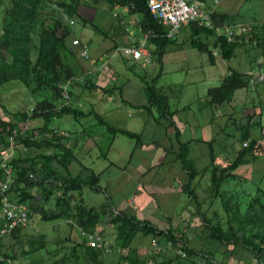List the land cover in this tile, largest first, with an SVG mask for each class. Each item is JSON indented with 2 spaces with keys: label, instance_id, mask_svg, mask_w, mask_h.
<instances>
[{
  "label": "crops",
  "instance_id": "0c3cea01",
  "mask_svg": "<svg viewBox=\"0 0 264 264\" xmlns=\"http://www.w3.org/2000/svg\"><path fill=\"white\" fill-rule=\"evenodd\" d=\"M55 2L46 13L54 12L69 28L65 61L75 71L69 80L72 112L49 120L29 115L24 121L18 112H29L45 98L56 106L60 100L45 87L37 89L42 96L32 97L21 82L0 85L4 120L19 123L23 133L28 130L38 138L55 136L56 140V147L15 143L13 178H20L24 170L29 183L26 177L20 184L13 179L11 196L19 201L28 197L22 202L30 212L29 225L13 238L19 254L15 264H95L88 249L90 234L104 239L107 250L99 258L103 264H119L123 256L137 264H179L181 244L209 256L210 264H264V256L261 259L252 249H245L243 242L219 239L229 234L251 237L264 252V85L239 88L222 104L209 94L232 72L248 75L264 68L263 48L241 43L225 59L214 36L201 33L194 23L184 24L165 50L171 44L179 51H190L197 48L193 46L197 41L203 51L197 48L198 56L182 59H192V63L168 71L166 53L162 58L154 55L157 43L164 39L149 40L151 60L143 67L120 52L144 38L141 11L90 0L78 9L91 22L83 23ZM206 9L220 16L224 34L226 27L264 25V0H220L216 6L208 2ZM48 24L55 25L52 19ZM63 36L59 28L57 37ZM76 39L89 47L91 60L80 56V48L73 44ZM35 44H39L38 37ZM207 68L213 73L197 74V69ZM155 79L156 88L168 98L167 111L149 103L146 86ZM109 127L138 137L114 133ZM245 142H254L255 147L244 154ZM4 149L0 144V152ZM238 159L239 166L230 168ZM92 178H97L94 186L65 184V179ZM81 207L97 211L93 233L80 225ZM121 214L149 223L158 235L139 230L130 247L120 248L115 220ZM3 225L0 221V228ZM169 232L181 239L177 246L168 241ZM40 238L44 246L20 257L24 244L32 252L27 241ZM203 260L207 261L196 258L199 264Z\"/></svg>",
  "mask_w": 264,
  "mask_h": 264
},
{
  "label": "trees",
  "instance_id": "16d2710c",
  "mask_svg": "<svg viewBox=\"0 0 264 264\" xmlns=\"http://www.w3.org/2000/svg\"><path fill=\"white\" fill-rule=\"evenodd\" d=\"M90 0H72L70 3L67 0H59L57 3L54 0H9V5L3 10L4 17L0 21V27L3 30V34H0V85L8 83L10 81H18L23 83L29 90L30 95L33 97L40 96L38 88L45 87L52 92V97L58 101L62 99V92L65 88L67 82L75 77V71L72 69L71 65H68L65 59L68 58L66 52L67 37L70 35L69 28L65 26L64 22L57 17H55L54 12L46 13L51 5L55 2L62 9H64L67 14L72 18H79L83 23H91L88 19H85L78 13V9L81 3L88 4ZM99 2L100 0H95ZM109 3L112 7L116 5L120 6H131L134 11H141L144 15L143 21V31L144 33L152 32V37L149 40L156 42L159 49L154 53L158 58H162L166 46L171 43V39L166 36V28L159 24V21L154 18L148 9V0H103ZM6 3L7 0H0V4ZM91 5V4H89ZM1 8V5H0ZM51 14V15H49ZM214 21L217 25H222L220 16L216 13L213 15ZM49 19H52L55 25L48 24ZM196 24V23H194ZM201 33H206L212 35L215 38L216 47L221 50L222 57L229 59L235 53L237 46L241 43L248 44L252 47H262L264 50V25H253L254 32L249 35L242 36L241 40L235 42H228L227 38L224 36L218 37L213 31L205 29L204 27L196 24ZM61 28L64 31V36L61 38L57 37V32ZM35 37H38L39 44H35ZM257 39L258 44L254 46L252 41ZM193 46L199 48L203 51V47L197 41H194ZM37 50V57L33 59V53ZM211 54V53H210ZM157 80L155 79L152 83H148L146 90L149 93V103L151 105H157L162 111H167L168 109V98L163 95L161 90L156 88ZM249 86V78L247 75H240L236 72L227 77L222 86L219 88L212 89L210 95L213 100L219 104L229 102L234 92L242 87ZM42 96V94H41ZM56 105L49 102L48 98L44 101L39 102L35 108V114L32 118L44 116L47 120L51 119L53 115H64L72 112V108L67 107L60 111L56 110ZM45 110L44 114L39 112ZM18 117L22 116L24 121H27L29 112L20 111L16 114ZM19 123L13 121H6L0 116V144L4 145V148L10 146V140L13 136V132L17 130L19 136L16 138L15 143L17 145H24L27 147L31 146H54L55 136L52 138L48 137H37L32 131H25L19 128ZM109 129L114 133H121L129 136L130 138H137L138 136L132 132L117 130L109 127ZM255 147L254 142L249 143L248 147L245 148L244 154L246 152H251ZM243 155V154H242ZM241 155V156H242ZM182 161L187 166L186 157L182 156ZM241 160L235 161L230 168L236 169ZM15 169L16 164L11 163ZM190 168V167H189ZM16 175V173H15ZM3 176V171H0V179ZM20 178H14L15 184H20L22 178L26 177L25 182L29 183L28 172L24 171L20 174ZM215 176V174H214ZM195 177V173L191 175V179ZM97 178H92L89 181H75L66 180L65 184H89L94 186L96 184ZM216 181V177H213ZM36 181V180H34ZM33 183V180L32 182ZM14 185V183H13ZM12 186V185H11ZM195 196L194 192H190ZM27 198H22V201H27ZM81 218L80 225L86 232L93 233V229L97 223V220L93 221L96 217L97 211L94 209L86 210L81 207ZM115 222L118 224V236L117 241L120 248H128L132 244L137 232L143 230L146 234H152L157 236L158 229L150 226L149 223H143L137 221L134 217L125 216L121 214L117 217ZM245 224L249 225L250 221L245 219ZM14 232L13 234L6 236L0 242V257H7L15 261L19 254L14 250L13 238L20 231ZM231 236H221V240L235 241L237 243L243 242L245 249H252L256 255H260L261 259L264 256V252L260 246L253 243L251 237L243 236L237 237ZM168 241L174 246H177L181 242L180 238L173 235L172 232L168 233ZM43 238L33 239L26 242V246H30V251H26L25 244L21 252L20 257H26L30 254H34L36 249L40 246H44ZM89 254L92 258H95V264H103L99 260L103 249L93 248L91 245L88 246ZM183 251L187 254L186 257L179 256V264H199L196 262V258L207 259L206 264H210L209 256L205 254L195 253L188 250L183 246ZM119 264H137L135 260L129 257L123 256Z\"/></svg>",
  "mask_w": 264,
  "mask_h": 264
},
{
  "label": "built area",
  "instance_id": "2783aa9c",
  "mask_svg": "<svg viewBox=\"0 0 264 264\" xmlns=\"http://www.w3.org/2000/svg\"><path fill=\"white\" fill-rule=\"evenodd\" d=\"M211 2L214 6L219 5L220 0H148V9L159 24L166 28V36L168 39H175L184 24L196 23L205 29L213 31L218 37L221 36V26L214 21V11L207 10V3ZM71 25H75V21H70ZM253 25H245L240 27H226L225 36L228 42L232 43L241 40L242 36L249 35L254 32ZM0 34L3 30L0 27ZM152 37V32L145 34L144 38L139 42H135L129 46L120 49V52L128 59L134 62H140L143 67L150 63V53L148 50V41ZM75 46L80 48V56L85 60H91L90 50L87 45H84L80 40L73 41ZM256 46L257 39L252 41ZM249 85L255 86L258 84L264 85V68L254 70L248 73ZM71 81H68L62 92V99L56 110L60 111L71 106L73 101L71 91ZM35 107L29 111L30 117L35 114ZM47 111L42 110L39 113L44 114ZM27 131V130H25ZM23 133V132H22ZM60 136H66L64 132H58ZM19 132L15 130L10 140V146L0 152L1 169L3 176L0 179V221L4 224L0 228V242L6 236L13 234L19 229H24L29 225L30 212L25 203L15 200L11 196V185L13 183L14 167L12 166V157L15 148L16 138ZM249 142L244 143V147H248ZM89 242L93 248L106 249L104 239L99 234H90ZM156 247L158 243L153 242ZM179 254L186 257L187 254L183 251V245H180ZM0 264H15V262L7 257H0ZM201 264H206L203 260Z\"/></svg>",
  "mask_w": 264,
  "mask_h": 264
},
{
  "label": "rangeland",
  "instance_id": "374dc122",
  "mask_svg": "<svg viewBox=\"0 0 264 264\" xmlns=\"http://www.w3.org/2000/svg\"><path fill=\"white\" fill-rule=\"evenodd\" d=\"M1 5V8H0V20L3 18V15H4V11L3 10H5V8L7 7V5H9V0H7V4L6 3H1L0 4ZM54 5V4H53ZM52 5V8H54V6ZM58 10V9H57ZM221 33L222 34H224V30H221ZM171 45V44H170ZM169 45V47L165 50V53H166V55H165V58H166V62H165V64H166V69L168 70V71H171V70H174V69H178L181 65H182V63H184L185 65H187L188 63H192V59L189 61V62H187L186 60L185 61H182V59L183 58H187V56H189L190 54H192V55H196V56H198L197 54H199L198 52H199V50L197 49V48H195V49H192V50H190V51H188V50H177L176 48H173V47H171ZM208 53L206 54V57H207V59H208ZM118 60H120V62H122V60L121 59H118ZM199 61V60H198ZM197 61V62H198ZM201 63V62H200ZM199 63V64H200ZM122 64V66L124 67V64H123V62L121 63ZM200 66V65H199ZM175 72V71H174ZM206 73L207 75H210L211 73H213L212 71H210V69L209 68H207V69H204V70H201V69H197V74H199V75H202L203 73ZM173 74H176V75H178V72H175V73H173ZM7 95H9V94H7ZM9 96H11V95H9ZM15 98H17V96H16V94H15ZM22 99V96H20V100ZM97 128L99 127L98 125L96 126ZM37 228V224L36 223H34V225H32V229H33V231L35 230Z\"/></svg>",
  "mask_w": 264,
  "mask_h": 264
}]
</instances>
